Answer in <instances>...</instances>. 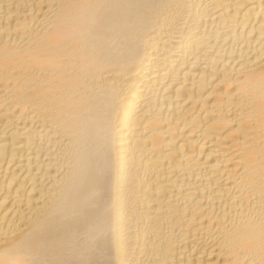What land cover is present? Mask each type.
I'll list each match as a JSON object with an SVG mask.
<instances>
[{
    "label": "bare ground",
    "instance_id": "1",
    "mask_svg": "<svg viewBox=\"0 0 264 264\" xmlns=\"http://www.w3.org/2000/svg\"><path fill=\"white\" fill-rule=\"evenodd\" d=\"M0 264H264V0H0Z\"/></svg>",
    "mask_w": 264,
    "mask_h": 264
}]
</instances>
